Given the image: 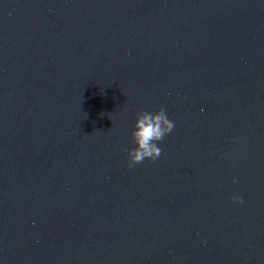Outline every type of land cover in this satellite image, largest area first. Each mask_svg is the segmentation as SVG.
<instances>
[{
    "label": "water",
    "instance_id": "95a60500",
    "mask_svg": "<svg viewBox=\"0 0 264 264\" xmlns=\"http://www.w3.org/2000/svg\"><path fill=\"white\" fill-rule=\"evenodd\" d=\"M0 264H264V0H0Z\"/></svg>",
    "mask_w": 264,
    "mask_h": 264
},
{
    "label": "clouds",
    "instance_id": "9594fccd",
    "mask_svg": "<svg viewBox=\"0 0 264 264\" xmlns=\"http://www.w3.org/2000/svg\"><path fill=\"white\" fill-rule=\"evenodd\" d=\"M173 128L174 121L162 107L154 111H137L130 125L129 136L133 146L126 149L128 164H137L145 159L156 160L162 152L158 142ZM229 199L237 203L241 202V197L238 195H233Z\"/></svg>",
    "mask_w": 264,
    "mask_h": 264
}]
</instances>
